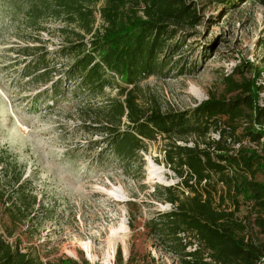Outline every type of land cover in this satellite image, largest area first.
<instances>
[{
    "label": "trees",
    "instance_id": "trees-1",
    "mask_svg": "<svg viewBox=\"0 0 264 264\" xmlns=\"http://www.w3.org/2000/svg\"><path fill=\"white\" fill-rule=\"evenodd\" d=\"M17 1L29 27L52 17L78 29L77 41L58 51L73 54L64 78L74 82V91L87 100L117 89L96 108L98 132L105 135L102 156L111 154L129 174L143 166L141 152L149 143L167 139L163 164L178 181L161 188L171 207L145 220L146 235L179 264H264V243L247 234L248 228L264 234V130L256 128L264 124V104L255 80L233 69L222 76L220 96L183 110L161 111L138 101L141 82L162 75L177 51L179 42L172 41L180 27L199 21L195 10L185 0ZM217 1L236 7L240 0ZM256 1L264 7V0ZM25 66L34 76L46 59L40 55ZM260 72L254 69V76ZM40 206L21 164L0 148V264H90L82 256L44 262L21 248L15 234L37 229ZM115 256L114 264H130L119 247Z\"/></svg>",
    "mask_w": 264,
    "mask_h": 264
},
{
    "label": "rangeland",
    "instance_id": "rangeland-1",
    "mask_svg": "<svg viewBox=\"0 0 264 264\" xmlns=\"http://www.w3.org/2000/svg\"><path fill=\"white\" fill-rule=\"evenodd\" d=\"M185 2L199 21L180 27L172 41L179 42L177 51L162 75L141 82L139 103L161 111L193 107L209 95L220 96L222 76L241 68L259 86L256 95L263 105L264 7L256 0H240L236 7L217 0ZM21 5L0 0V148L21 164L41 205L37 229L15 234L21 248L44 262L82 256L90 264H114L119 247L130 264H179L143 226L157 211L171 207L161 189L178 181L163 164L167 139L149 143L147 152H141L143 166L129 174L111 154L102 156L105 135L98 132L96 108L117 89L106 88L103 96L87 100L74 91V82L64 78L73 54L60 56L58 51L77 41L78 29L52 17L29 27ZM95 19L100 27L99 16ZM40 55L46 68L27 75L25 65ZM254 69L260 75L254 76ZM256 128L264 130V124ZM247 234L264 243L257 228H248Z\"/></svg>",
    "mask_w": 264,
    "mask_h": 264
},
{
    "label": "built area",
    "instance_id": "built-area-1",
    "mask_svg": "<svg viewBox=\"0 0 264 264\" xmlns=\"http://www.w3.org/2000/svg\"><path fill=\"white\" fill-rule=\"evenodd\" d=\"M100 2H102V1H100ZM98 15V14H97Z\"/></svg>",
    "mask_w": 264,
    "mask_h": 264
}]
</instances>
